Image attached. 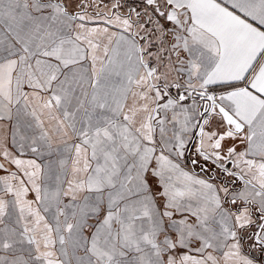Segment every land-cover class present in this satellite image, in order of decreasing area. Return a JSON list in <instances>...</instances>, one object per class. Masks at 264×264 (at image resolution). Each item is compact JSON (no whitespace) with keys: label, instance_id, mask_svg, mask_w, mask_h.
I'll return each instance as SVG.
<instances>
[{"label":"snow or ice","instance_id":"6c2138e0","mask_svg":"<svg viewBox=\"0 0 264 264\" xmlns=\"http://www.w3.org/2000/svg\"><path fill=\"white\" fill-rule=\"evenodd\" d=\"M0 264H264V0H0Z\"/></svg>","mask_w":264,"mask_h":264}]
</instances>
